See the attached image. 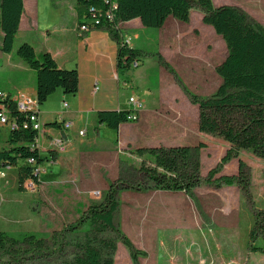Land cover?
<instances>
[{
  "label": "trees",
  "instance_id": "trees-1",
  "mask_svg": "<svg viewBox=\"0 0 264 264\" xmlns=\"http://www.w3.org/2000/svg\"><path fill=\"white\" fill-rule=\"evenodd\" d=\"M79 26L88 24L91 29L107 30L118 45L116 67L119 81L133 86L134 62L146 60L143 51L132 48L120 34V25L140 19L146 28L161 29L170 17L188 24L192 10L203 15V22L214 28L228 49L227 58L215 71L222 84L215 93L203 97L189 89L179 79L178 83L190 102L199 107V130L220 137L230 145L217 166L206 177L202 176L201 152L205 143L195 146L166 148L142 147L135 150L141 158L137 172L146 181L147 189L172 193H193L202 184L214 189L238 186L246 198L251 197V181L248 164L242 152H251L264 160V25L250 20L247 13L232 5L216 7L213 0H75ZM25 10L24 0H0V29L3 35L1 51L11 54ZM85 16L82 22L80 19ZM18 56L35 72L37 103L39 109L58 90L65 95L79 91L77 69L61 68L54 57L44 52L37 54L29 42H22ZM156 55V54H155ZM158 60L169 67L160 53ZM172 73H174L171 70ZM6 93V92H5ZM2 111L11 116L12 129L1 145L0 169L13 167L20 189L28 182L41 185L42 167L56 154L43 155L38 146V131L31 123L34 112H23L17 99L6 93L2 99ZM139 112L133 109L101 111L98 124L118 131L128 117ZM68 132L74 122L68 121ZM53 127L62 129V121L55 120ZM146 156L149 159H146ZM238 159V173H223L226 164ZM33 162V163H32ZM120 182L112 183L102 200L78 210L76 222L64 224L50 241L36 235L23 240L0 233V264H115L117 242L128 250L133 264H142L147 253L138 248L132 239L115 225L120 202ZM259 243V244H258ZM249 250L264 254V210H256L254 223L248 235Z\"/></svg>",
  "mask_w": 264,
  "mask_h": 264
},
{
  "label": "rangeland",
  "instance_id": "rangeland-1",
  "mask_svg": "<svg viewBox=\"0 0 264 264\" xmlns=\"http://www.w3.org/2000/svg\"><path fill=\"white\" fill-rule=\"evenodd\" d=\"M216 5L237 6L247 13L251 21L264 25V0H216ZM191 26L200 28L198 15L192 16ZM39 31L45 33L48 29L42 24ZM37 32L38 30L32 29L30 35L34 36ZM160 32L161 29L146 27L143 31L137 30L140 39L132 43L141 51L155 53L153 58H158ZM176 32L181 34L178 43L182 47V52H190L192 58H195L190 65L192 74L189 82H194V77L202 75L201 72L212 75L217 63L210 59L211 51L218 47V40L224 42L220 36L217 40L206 29L200 28V32L206 37V42H202L198 32L189 36L185 35V32L178 30ZM23 41L21 37L16 39L11 53L16 60H22L17 50ZM0 45H2V39H0ZM225 52L224 47L219 49L217 54L223 56ZM4 56L8 55L0 48V83H18L23 76L8 67ZM142 63L137 69V78L144 91L148 88V76L151 84L155 82L154 69L157 66L152 60H144ZM172 71L177 81L180 79L186 85L187 79L180 77L175 70ZM125 92L128 98L131 95H137L133 89ZM144 99L151 101V97L148 98L146 94ZM58 103L59 97L56 96L51 99L47 108H57ZM194 128L192 127V131ZM8 129L10 132L9 127L1 128L2 146L6 141ZM198 134L201 133L198 131ZM92 135V133L90 136L87 135V139L91 140ZM42 136L43 123L41 122L40 139ZM99 142L105 143L104 146H93L90 150L93 152L91 155L88 154L89 150H85L84 154L74 153L75 159L68 157L62 159L63 168L46 162L42 167V173H44L41 174V178L47 186L41 193L39 189L35 193L28 189H20L16 172L13 170L8 180L0 184V233L12 235L10 237L18 240H23L30 235L28 233H31L38 236L37 239L45 238L50 241L57 230H48L45 228L46 224L76 222L78 218L72 219V216L77 215L78 208H86L93 202L102 200L110 185L120 182L119 202L123 201L127 204L123 209L121 208L116 226L121 229L123 225L121 218L123 219L125 213L134 217V219L129 218V222L124 224V227L136 237L140 249L147 253V256L141 257L145 259V264H264V254L253 253L248 246V235L253 227L255 211L264 210L263 159L251 152L246 154L245 161L248 164L251 181L250 198H246L236 185L223 186L221 192H217L207 184H202L189 195L167 198L151 194L152 190L147 189L145 179L137 172L141 158L135 153L136 149L126 146H118L114 149L117 146L116 131L107 129L100 136ZM41 146L44 147L43 142ZM215 153V151L207 150L201 152L203 158L207 154L211 155L209 164L204 165V173L208 167L217 166L221 161L222 158L217 159ZM146 159L149 157L146 156ZM226 166H228L227 173L230 174L237 171L238 163L234 161ZM36 197L61 200V203L50 207L56 213V217H51V214H43L45 217L38 215L39 218L36 219L39 223L35 226L31 223L30 217L33 211L36 215L39 209L36 205ZM16 203L18 205L13 207ZM14 210H20V213L15 215V220L9 223L4 216ZM119 244L117 242L118 251L115 252L117 260L123 261V264L126 260L131 263L127 248L121 242ZM2 253L0 251V254Z\"/></svg>",
  "mask_w": 264,
  "mask_h": 264
},
{
  "label": "crops",
  "instance_id": "crops-1",
  "mask_svg": "<svg viewBox=\"0 0 264 264\" xmlns=\"http://www.w3.org/2000/svg\"><path fill=\"white\" fill-rule=\"evenodd\" d=\"M213 4L219 7V5H216V0H213ZM24 5L25 10L21 19L17 38L21 37L24 42L31 43L35 47L37 54H42L44 52L50 53L61 68H75L79 72V91L76 95H65L62 90H58L49 97L48 101L40 108V118L47 126V131L45 133L46 137L43 139L44 147L42 148L43 155L46 157L49 156L48 153L51 154V157L54 154L48 149L50 139L61 131L60 128L52 126L54 121L57 120L59 116H63L66 120L74 122V128L68 132L70 142L67 153L56 154V159L53 161L49 158V163L62 167L61 160L67 157L75 159V156H73L74 153L81 154L85 152V150H89L88 154L91 155L93 152H90V150L93 146L103 147L105 143L99 142V138L107 131V128L98 124L97 114L100 111H122L132 109L129 104V99L133 97V95L128 98L125 92L129 89H133L136 92L137 95L134 96L142 101L143 108L139 111V119L137 122L124 123L120 126L119 130L116 131L117 146L114 147V149L118 146H126L131 149L160 146L166 148L195 146L196 143L200 141L199 143L202 142L207 145V148L202 151H215L217 159H221L225 155L230 147L229 143L220 137L200 132L199 107L190 102L183 89L180 87L175 75L171 72V70H175L180 77H185L187 79V81H185L186 86L193 90L194 93L203 97L215 93L222 84V79L215 70L212 75L201 72L202 75H196L194 77V82H189L192 74V72H190V65L193 63L192 59L195 58H192L190 52H182V47L178 43L181 34H177L176 30L185 32L187 36L198 32L202 42H206V37L200 32V28H204L211 33L214 38H217V40L219 39V35L215 32L214 28L206 26L203 22V15L198 10H192L191 21L188 24L170 17L164 27L161 28L160 47H158L157 52L161 54L169 67L160 63L158 58H153L155 53H146L143 51L147 54L145 56L146 61L152 60L154 65L157 66V68L154 69L156 76L155 82L151 84L150 77L148 76V88L143 91V86L137 78L138 70L135 71L132 77L134 88L131 86L126 87L119 81L116 67L118 45L107 30H91L87 34H81L79 32V15L75 0H24ZM43 13L45 14L43 15ZM194 14L198 15L200 28H193L191 26L192 16ZM84 20L85 16L83 15L80 21L83 22ZM42 24L48 29L45 33L39 31ZM32 29L38 30L37 34L34 36L30 35ZM119 29L123 40L127 41L130 39V46L137 49L132 42L140 39L137 30L143 31L145 29L141 20L135 19L122 23ZM2 38L3 35L0 29V39ZM220 38L223 40L221 36ZM224 47L226 49L225 54L223 56H218V50ZM7 55L8 56L4 57L7 59L8 67L18 75L23 76V79L18 81V83H0V90L11 94L15 98L36 99L37 80L35 72L23 60H16L12 54ZM227 56L228 49L226 43L218 40V47L212 49L210 56V59L217 63L215 69L227 58ZM142 64L143 63H141V65ZM96 88H98V90H96ZM144 94H146L148 98L151 97V101H149V99L148 101L144 99ZM56 96L59 97L58 107L53 109L47 108L51 99ZM65 103L68 104V108H64ZM192 127H195L193 131ZM79 131H85L86 135L80 136ZM198 131L201 134H198ZM90 133L93 134L91 140L87 139V135L90 136ZM203 135L207 140H205L206 138L203 137ZM247 153L249 152L241 153V157L244 160H246ZM210 156L209 154H207L205 158L201 156L203 177H206L208 172L216 166L212 165L208 167L204 173V165L209 164ZM234 161L238 163V159L232 160L231 163ZM238 168L237 171L228 174V166H226L223 169V173L236 175L238 173ZM40 180L41 185L39 186V191L41 193L47 184H44L42 178H40ZM51 182L55 183L54 181ZM221 189L215 190L221 192ZM150 193L167 198L187 195L185 193L164 191H152ZM241 193L243 194V192ZM36 198V205L39 209L36 211V215L34 214L35 211H33L30 217L31 223L35 226L39 223V220L36 218H39L40 215L45 217L43 214H51V217H56V213L53 209H50V207H55L58 203H61V200ZM126 204L127 203L123 201L120 202L118 213L115 216V225L121 208L123 209ZM17 205L16 203L13 207ZM79 209L80 208H78L76 212H78ZM19 213L20 210L8 212L4 216V219L10 223L13 221L14 216ZM131 216L125 213V218H121V223L123 224L121 229L132 239L135 245L140 248L136 237L129 233L124 227V224L129 222V218L134 219V217ZM75 218H79L78 213L76 216H72V219ZM126 218L127 220H124ZM65 222L66 221H63L58 224L52 222L51 224H46L45 228L56 231L61 229L63 225L60 224H65ZM34 232H37V230H34ZM28 234L32 235L31 233ZM119 249L120 244L118 246V250ZM114 259L115 264H123V261L117 260V254ZM140 261L142 264H145V259L141 258ZM124 264L133 263L132 261L130 263L129 260L127 262L126 260Z\"/></svg>",
  "mask_w": 264,
  "mask_h": 264
},
{
  "label": "built area",
  "instance_id": "built-area-1",
  "mask_svg": "<svg viewBox=\"0 0 264 264\" xmlns=\"http://www.w3.org/2000/svg\"><path fill=\"white\" fill-rule=\"evenodd\" d=\"M89 23L91 21H88ZM88 23V24H89ZM88 24H83L82 26H79V32L81 34H87L88 32H90L91 29L89 27ZM126 41V40H125ZM127 44L130 45L131 41L130 39L126 41ZM141 66V62L136 61L133 63L132 68L133 70L138 69ZM126 87H130V85L124 84ZM96 90H98V88H96ZM6 96V93L0 90V126L1 127H9L10 130L13 127L12 121H11V116L10 115H5V112L2 111V104H5L2 102V99ZM17 99V103H18V108L23 111V112H34L37 115H32L31 116V123L35 125L37 131H38V146L39 148H41L42 150V146H41V142H43V139L45 136V133L47 131V126L44 123V121L40 118V109L38 107V103L36 99ZM129 104L131 105V108L134 111H140L143 108V103L141 100H139L136 96H133L129 99ZM64 108H68V104H64ZM59 121H62L63 126L62 129L60 131V133L54 135L49 143H48V149L51 150L53 153L55 154H65L67 153L68 149H69V138H68V120H66L63 116H59L58 119ZM128 121L130 122H137L138 119L136 117V114L131 115L128 117ZM43 123V136L40 139L39 137V131H40V123ZM79 135L80 136H85L86 132L85 131H79ZM33 163V162H32ZM13 170V167H5L0 169V184L1 182H4L6 180H8L9 178V173ZM42 171V170H41ZM26 189L30 190L31 192L35 193L38 191L39 187H37L34 183L32 182H28L26 185ZM0 190H1V186H0Z\"/></svg>",
  "mask_w": 264,
  "mask_h": 264
},
{
  "label": "bare ground",
  "instance_id": "bare-ground-1",
  "mask_svg": "<svg viewBox=\"0 0 264 264\" xmlns=\"http://www.w3.org/2000/svg\"><path fill=\"white\" fill-rule=\"evenodd\" d=\"M5 112V115H9L6 110H3ZM68 126H71V124L69 123Z\"/></svg>",
  "mask_w": 264,
  "mask_h": 264
},
{
  "label": "water",
  "instance_id": "water-1",
  "mask_svg": "<svg viewBox=\"0 0 264 264\" xmlns=\"http://www.w3.org/2000/svg\"><path fill=\"white\" fill-rule=\"evenodd\" d=\"M101 112V111H100Z\"/></svg>",
  "mask_w": 264,
  "mask_h": 264
}]
</instances>
